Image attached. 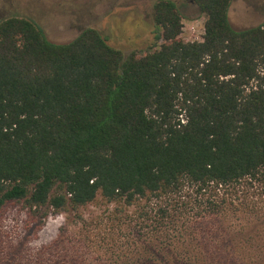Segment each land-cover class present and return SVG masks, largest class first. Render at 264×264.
I'll return each instance as SVG.
<instances>
[{
    "label": "trees",
    "instance_id": "16d2710c",
    "mask_svg": "<svg viewBox=\"0 0 264 264\" xmlns=\"http://www.w3.org/2000/svg\"><path fill=\"white\" fill-rule=\"evenodd\" d=\"M193 2L201 41L180 40L183 15L159 0L161 44L145 55L92 28L56 44L29 19L0 20V213L16 202L33 216L78 211L100 198L138 208L151 229L132 260L111 264H264L247 253L264 245L253 236L235 255L197 237L201 220L240 211L243 183L264 184V24L236 30L231 0ZM191 190L207 194L203 210L170 237L193 211L179 202Z\"/></svg>",
    "mask_w": 264,
    "mask_h": 264
},
{
    "label": "rangeland",
    "instance_id": "374dc122",
    "mask_svg": "<svg viewBox=\"0 0 264 264\" xmlns=\"http://www.w3.org/2000/svg\"><path fill=\"white\" fill-rule=\"evenodd\" d=\"M156 1L0 0V8L7 13L4 17L16 15L33 21L52 43H68L83 29L92 28L125 55H145L161 44L155 41L160 32L153 20ZM180 11L184 17L180 40L201 41L204 15L197 8ZM228 19L236 30L263 25L264 0H231ZM242 186L236 195L240 211L227 209L220 217L205 218L197 226L203 231L197 235L198 240L218 247L226 255L234 254L231 246L252 236L264 243V184ZM183 196L179 202L187 203L193 211L179 219L178 226L169 231L170 237L185 233L182 227L194 224L207 194L201 196L191 190ZM137 212L138 208L107 205L100 198L78 211L55 213L42 209L34 216L22 202L9 204L0 213V264H111L116 259L132 260L138 245L145 246L142 240L151 234L149 222L139 219ZM200 252L194 249L192 254ZM247 253L264 259V245Z\"/></svg>",
    "mask_w": 264,
    "mask_h": 264
},
{
    "label": "flooded vegetation",
    "instance_id": "af4514ba",
    "mask_svg": "<svg viewBox=\"0 0 264 264\" xmlns=\"http://www.w3.org/2000/svg\"><path fill=\"white\" fill-rule=\"evenodd\" d=\"M157 1H159V0H157ZM156 1V2H157ZM170 1H172L173 3H175L176 4V6H177V8L179 9V11L181 10V9H183V10H191L192 8L194 9V8H197V6L195 5V3L193 2V0H184V3H182V4H180L179 2H178V0H170ZM198 9V8H197ZM199 11V10H198ZM181 12V11H180ZM7 14V13H6ZM5 10H3L2 8H0V20L1 19H3V18H7V17H12V16H15V17H19V16H16V15H11V16H7V17H4L5 15ZM10 14V13H9ZM20 18H23V17H20ZM25 19H27V18H25Z\"/></svg>",
    "mask_w": 264,
    "mask_h": 264
}]
</instances>
